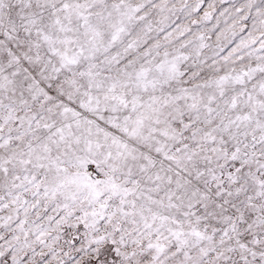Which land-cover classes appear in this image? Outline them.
<instances>
[{"label":"snow or ice","instance_id":"6c2138e0","mask_svg":"<svg viewBox=\"0 0 264 264\" xmlns=\"http://www.w3.org/2000/svg\"><path fill=\"white\" fill-rule=\"evenodd\" d=\"M0 264H264V0H0Z\"/></svg>","mask_w":264,"mask_h":264}]
</instances>
